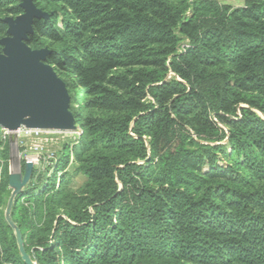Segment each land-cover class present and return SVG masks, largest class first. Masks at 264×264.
<instances>
[{"label": "trees", "instance_id": "obj_1", "mask_svg": "<svg viewBox=\"0 0 264 264\" xmlns=\"http://www.w3.org/2000/svg\"><path fill=\"white\" fill-rule=\"evenodd\" d=\"M32 2L49 18L26 45L47 48L80 90L86 183L15 199L26 253L39 264H264V0ZM13 3L0 0V39L3 17L22 13ZM0 264H24L3 216Z\"/></svg>", "mask_w": 264, "mask_h": 264}, {"label": "water", "instance_id": "obj_2", "mask_svg": "<svg viewBox=\"0 0 264 264\" xmlns=\"http://www.w3.org/2000/svg\"><path fill=\"white\" fill-rule=\"evenodd\" d=\"M21 7L24 10L21 15L3 21L8 36L0 43L4 47V54L0 55V126L7 130L24 127L74 131L66 86L53 69L43 63L50 52L31 50L26 45L28 37L33 35V21L45 19L46 15L37 10L32 0H22ZM32 173L30 162L25 163L23 174L9 173L11 193L4 211V221L13 232L24 264L39 263L26 253L11 214L15 199L29 185Z\"/></svg>", "mask_w": 264, "mask_h": 264}, {"label": "rangeland", "instance_id": "obj_3", "mask_svg": "<svg viewBox=\"0 0 264 264\" xmlns=\"http://www.w3.org/2000/svg\"><path fill=\"white\" fill-rule=\"evenodd\" d=\"M216 1L220 5L229 6L231 8H240L244 5L246 0ZM16 4L21 8L23 13L24 10L21 7L22 0H14L13 5L15 6ZM11 6L12 4L10 3L7 8H10ZM37 10L42 12L38 8ZM42 13L46 15L45 19L49 18V15L46 12ZM19 15L14 16L9 14L4 16L2 20H14ZM7 36L8 34L6 31V35L0 39V43L2 39ZM42 49H45L49 52L47 48ZM3 51L4 47L0 44V55L4 54ZM47 57L43 63L50 66L46 63ZM50 67L53 69L52 66ZM68 81V87L64 82L63 83L66 86L69 97L68 110L74 119V132L71 135L67 136L63 134H57V136H55L53 144L42 146L39 143H36V141H34L33 139H23L22 130L24 127H20L16 130H7L0 126V217L3 216V219L4 211L11 193V190L8 187L7 176L9 175V173L23 174L24 165L27 159L32 161L33 158H38V162L35 164L36 167L34 166L32 178L29 185L21 194V197H19L21 202L26 200V198L28 197V193L38 195L43 192L45 193V191L54 192L59 188V186H61L63 182L67 183V187L71 191L82 189L84 184L86 183V178L80 173L76 172L78 164L75 162V154L77 150L76 148L83 135L82 129L77 126L74 118V110H76V108L78 107L77 102L80 96V90L76 89L70 80ZM55 131L64 132L63 130ZM4 151H7V153H4ZM36 153L40 155L33 156Z\"/></svg>", "mask_w": 264, "mask_h": 264}, {"label": "built area", "instance_id": "obj_4", "mask_svg": "<svg viewBox=\"0 0 264 264\" xmlns=\"http://www.w3.org/2000/svg\"><path fill=\"white\" fill-rule=\"evenodd\" d=\"M23 132V139L24 140H34L36 141V143H39L40 145H50L53 144L54 140H55V136H57V134H63V135H71V134H65L62 131H55L52 129H46V130H42V129H24L22 130ZM65 137V136H64ZM39 148V146H38ZM40 154L36 153L33 156H39ZM26 162H30L33 165V169L35 164L38 162V158H33L32 161H30L29 159H27ZM36 167V166H35Z\"/></svg>", "mask_w": 264, "mask_h": 264}, {"label": "bare ground", "instance_id": "obj_5", "mask_svg": "<svg viewBox=\"0 0 264 264\" xmlns=\"http://www.w3.org/2000/svg\"><path fill=\"white\" fill-rule=\"evenodd\" d=\"M33 129H31V130H33ZM63 131H64L63 133H65V134H72L74 132L73 130H68V131L67 130H63Z\"/></svg>", "mask_w": 264, "mask_h": 264}]
</instances>
